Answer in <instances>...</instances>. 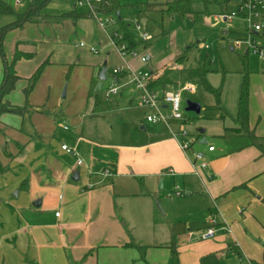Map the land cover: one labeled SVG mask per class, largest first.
<instances>
[{
  "label": "crops",
  "instance_id": "0c3cea01",
  "mask_svg": "<svg viewBox=\"0 0 264 264\" xmlns=\"http://www.w3.org/2000/svg\"><path fill=\"white\" fill-rule=\"evenodd\" d=\"M228 3L221 6L220 18L228 14ZM259 13L257 23L264 25V8ZM10 18L14 20L0 19V28L16 21L15 16ZM73 37H81L79 44L100 51L93 54L79 44L71 46ZM4 51L9 62L16 51L33 56L15 66L20 79L6 98L14 106L25 104L26 80L45 62L48 65L43 75L49 67L65 63L88 68L96 81L105 63L107 71L109 66L113 71L126 65L139 71L135 63L138 58L125 63L110 46L108 33L93 19L26 24L7 34ZM147 59L150 62L151 56ZM160 71L153 72L157 78L165 72ZM3 79L0 58V84ZM128 80L127 75L122 76L123 93H118L111 106L101 110L96 107L97 113L82 119L76 132L63 131L66 134L57 150L62 159L49 148L26 143L16 154L19 158L7 153L4 162L0 160L6 168L0 176V197L5 194L0 198V264H264V155L248 138L226 132L238 128L234 120L237 113L230 117L234 125L218 132L219 138L238 139L235 147H205L209 141L201 144L205 138L200 136L190 142L191 148L185 153L181 149L185 139L169 134L166 125L146 122L147 108L145 121L139 124L142 133L133 130L134 140L100 145L96 138L108 112L117 113L120 106H135L137 96L131 93ZM35 89L29 102L41 112L32 111L23 117L4 115L0 120L3 131H12V125L18 127L31 114H47L40 100H34ZM138 106L145 108L139 100ZM249 111L250 130L264 138V76L252 85ZM131 113L128 111L130 117ZM227 116L224 113L220 119ZM62 145L77 149V157L63 152ZM209 147L215 150L209 152ZM199 152L204 153V169L194 159ZM78 159L83 160L80 167ZM17 161L19 175H9L7 168ZM106 171L109 177H104ZM76 172L77 182L72 180ZM176 189L188 196L175 197ZM13 190H18L17 199L10 201L8 193ZM39 201L40 207L36 208L34 204ZM156 201L170 222L161 235L156 233L160 224ZM212 221L217 223L216 235L203 241L201 235ZM131 241L147 248L145 261L138 249L126 248ZM172 244L176 258L169 249Z\"/></svg>",
  "mask_w": 264,
  "mask_h": 264
},
{
  "label": "rangeland",
  "instance_id": "374dc122",
  "mask_svg": "<svg viewBox=\"0 0 264 264\" xmlns=\"http://www.w3.org/2000/svg\"><path fill=\"white\" fill-rule=\"evenodd\" d=\"M6 1L11 4L18 14L27 10L30 0H22L18 7L14 5V0ZM167 1L107 0L103 5H97L95 8L98 9V18L102 22H106L109 18L114 21V29L120 31L117 17V14H120L122 21L128 23L131 28L135 29V26L139 24L153 38L151 42L147 43L146 47L142 46L137 50L139 56H151V61L147 63L146 67H142L143 64L140 60H135L137 58L132 55L125 57V63H131L134 60L139 61L135 62L138 67L136 69L142 72H150L151 70L157 73L163 69L170 82L167 91H181L188 85L196 87L194 93L186 91L181 93V105L185 120L170 122L169 127L165 126L169 134L176 136L182 132L187 133V141L191 143L202 136L209 141L205 147L212 145L216 146L217 150L224 148V146L235 147L239 143L238 139L219 138L218 132L223 131L225 126L231 127L234 125L230 117H234L238 110L240 92L244 83L245 64H248L250 90L252 85L258 84L261 76H264V61L254 55L253 50L247 44L249 25L243 18H237L232 23L224 22L220 18L223 13L221 6L226 2H229L227 13H236V0H190L193 15L184 19L171 18L167 15L163 17L159 13L143 16L134 7L135 5L147 3L163 4ZM72 8L73 4L71 2L56 0L45 10V13L58 15ZM78 11L87 13L85 9H79ZM0 19L2 21H4L3 19L14 20L10 16H4ZM256 22L258 21L255 20ZM254 40L257 43L262 42L258 38ZM70 41L71 46L79 44L81 37H78V39L73 37ZM95 46L98 47L97 43ZM205 46L208 49H205ZM179 56L185 57L182 63L176 61ZM176 65L179 66L178 69L173 68ZM49 68L51 69H47L37 82L34 94V100H40L41 105H43L40 107L47 114L42 116L31 114L27 119L24 118L23 125L20 124L18 127L12 125L13 130L9 132L0 128L1 162H4L7 153L16 155L21 152L26 143H28V146L39 144L44 149L49 148L54 156L62 159V156H58L57 150L62 144L61 139L64 134L76 132L82 119L97 113L95 111L96 107L101 110V108L111 106L116 99V96H112L108 100L105 98L110 88L112 76L110 66L107 71V80L103 83L102 92L98 95L95 94L98 81L92 79V72L88 68L69 66L65 63ZM199 68H204L207 71V85L214 91H220V106L223 111L216 110L217 99L215 94L209 92L200 79L190 77L189 71ZM122 90H119V95L123 93ZM64 93H66L65 98H63ZM187 102L200 105V114L186 112ZM117 110H119L117 113H112L114 117L108 112L106 121L100 122L99 136L96 138L100 145L132 141L136 138L133 132L135 129L142 133L139 124H141V121H145L147 109L139 108L137 97H135V106L131 108L120 106ZM128 111H132V117H130ZM224 113L229 116L225 120H221L220 117ZM110 123L115 124V126L110 125ZM111 126L114 130H111ZM64 127L68 131L63 130ZM202 130L204 131L203 135L200 134ZM67 146L69 147V145ZM16 156L19 158L20 155ZM18 163L19 161L7 168L9 175H19L20 165ZM17 191L13 190L8 193L10 201L17 199L14 195ZM171 192L174 193V189ZM3 196L5 194H2L1 197ZM155 206L160 221L159 226L156 227V233L161 235L163 230L169 229L170 222L168 218L163 216L161 212L163 208L158 201H156ZM136 234L141 236L139 233ZM141 239L143 240V238Z\"/></svg>",
  "mask_w": 264,
  "mask_h": 264
},
{
  "label": "trees",
  "instance_id": "16d2710c",
  "mask_svg": "<svg viewBox=\"0 0 264 264\" xmlns=\"http://www.w3.org/2000/svg\"><path fill=\"white\" fill-rule=\"evenodd\" d=\"M56 0H30L28 8L23 13H16L13 7L9 6L2 0H0V15L6 16H15L16 21L6 27L0 28V58L3 61L4 69V79L0 84V120L1 117L10 114L19 117H23L32 111H39L41 109H36L30 105L29 97L33 92L37 82L43 74L45 67L48 65V62L43 63L38 70L33 74L32 77L27 79V87L24 90L25 104L23 106H14L11 105L6 98L15 91L16 84L19 81V77L16 73L15 66L16 64L23 60L32 59V55H24L16 51L14 57L9 62L5 51H4V40L8 33L23 28L26 24H39L41 22H54L62 23L64 21H70L73 23H78L79 21L86 19H93L89 13H80L77 7V1L79 0H66L73 4L71 10H66L65 12L59 15H49L45 13V10L55 2ZM107 1V0H104ZM190 0H168L166 3H147L141 5H135V9L139 14L143 16H150L152 14H161L163 17L165 15L174 18H190L193 13L191 11ZM94 20V19H93ZM120 31L124 36L125 42L128 45L129 50H138L140 47H146L147 44L143 42L138 34L135 32L134 28L128 23L118 19ZM185 60L184 56H179L177 58V63H182ZM191 78L200 79L205 85L209 92L215 94L217 99L216 110L223 111L220 106V91H214L210 86L207 85L206 75L207 71L204 68H199L197 70H190ZM170 84L166 72L153 81L150 85V89L155 91H167V87ZM250 87H249V74H248V64H245V74H244V83L240 92L239 102H238V112L234 118L238 128L234 130H227L228 134H234L237 136H242L248 138L252 145L258 148L264 155V138H259L255 135L253 131L250 130L249 119H250ZM6 171L0 164V176ZM246 186H244L245 188ZM126 248H135L138 249L141 253V259L145 261V254L147 252L146 247H137L132 241L130 244L126 245ZM171 254L174 258L177 257V251L175 245L172 244L169 248Z\"/></svg>",
  "mask_w": 264,
  "mask_h": 264
},
{
  "label": "built area",
  "instance_id": "2783aa9c",
  "mask_svg": "<svg viewBox=\"0 0 264 264\" xmlns=\"http://www.w3.org/2000/svg\"><path fill=\"white\" fill-rule=\"evenodd\" d=\"M22 0H15V6H20ZM237 11L236 13L224 14L222 19L228 23H232L237 18H243L245 22L249 25V38L247 41L248 46L253 50L254 55L258 56L261 61H264V25L261 23H255L260 16V10L264 8L262 0H236ZM104 0H79L77 1V7L86 9L87 13L93 17L98 25L104 29L109 36L110 46L118 53L120 58L124 60L127 55H132L134 58H138L142 64H147L148 59L146 56H139L137 50H129L128 45L125 42L124 36L121 31L114 29V21L109 18L106 22H102L98 18L99 11L95 8L97 5H103ZM135 31L138 33L139 38L146 44L151 42L153 38L151 35L143 29L141 25L135 26ZM256 34V35H255ZM258 38L262 42L257 43L254 39ZM80 48H88V50L96 54L98 49L95 47H88L84 43L79 44ZM208 49L207 46L204 47ZM174 69H178L179 66H174ZM127 75L128 86L132 94L136 95L139 100V104L149 110L146 116V122L152 126L166 125L169 126L170 122L174 121H184V112L182 109V99L181 93L183 91L194 93L196 87L193 85H188L181 91H155L150 89V85L153 81L157 79L153 72H142L132 70L128 65L123 67H115L112 71V76L110 79V88L106 93V99H110L112 96H117L119 90L124 87L122 83V76ZM64 130H68L64 127ZM180 137L185 139L181 144V149L183 152H188L191 148V143L187 141V133L182 132L179 134ZM61 150L67 155L77 157V152L75 149L68 147L67 145H62ZM214 147H209L208 151L213 152ZM196 162L200 163V168L204 169L207 165L204 162V153H196L194 155ZM83 161L81 159L77 160V166H82ZM110 172L106 171L104 177H109ZM184 192L176 189L175 197H186ZM58 215V214H57ZM215 221L211 222V227L202 233L201 239L203 241L213 239L216 235Z\"/></svg>",
  "mask_w": 264,
  "mask_h": 264
},
{
  "label": "water",
  "instance_id": "95a60500",
  "mask_svg": "<svg viewBox=\"0 0 264 264\" xmlns=\"http://www.w3.org/2000/svg\"><path fill=\"white\" fill-rule=\"evenodd\" d=\"M117 17L118 19L120 20V14H117ZM107 80V64L105 63L103 68L101 69L99 75H98V85L95 89V94H100L102 92V87H103V83ZM65 94V93H64ZM200 111H201V107L200 105L198 104H194V103H191V102H187V107H186V112H193V113H196L197 115L200 114ZM200 134L203 135L204 134V131H200ZM201 144H207V141L206 139H203ZM72 180L77 182L79 181V173L76 172L73 174L72 176ZM161 185H162V182H161ZM17 195V193H15V196ZM34 206L36 208H39L40 207V201L38 203H35ZM163 216H164V211H161Z\"/></svg>",
  "mask_w": 264,
  "mask_h": 264
}]
</instances>
